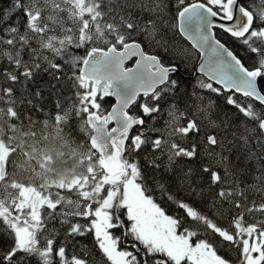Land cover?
Wrapping results in <instances>:
<instances>
[{
	"label": "snow or ice",
	"instance_id": "1",
	"mask_svg": "<svg viewBox=\"0 0 264 264\" xmlns=\"http://www.w3.org/2000/svg\"><path fill=\"white\" fill-rule=\"evenodd\" d=\"M0 264H264V0H0Z\"/></svg>",
	"mask_w": 264,
	"mask_h": 264
},
{
	"label": "trees",
	"instance_id": "2",
	"mask_svg": "<svg viewBox=\"0 0 264 264\" xmlns=\"http://www.w3.org/2000/svg\"><path fill=\"white\" fill-rule=\"evenodd\" d=\"M20 135L22 134L17 131L18 144ZM27 139V155L17 158L18 165H22L17 168L19 172L31 171L36 166V177H47L50 183L63 182L79 174L81 161L78 155L57 133L53 131L47 138Z\"/></svg>",
	"mask_w": 264,
	"mask_h": 264
}]
</instances>
